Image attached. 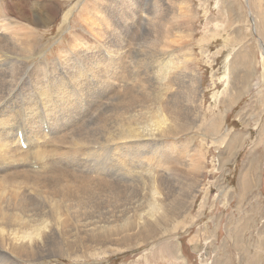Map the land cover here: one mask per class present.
Returning <instances> with one entry per match:
<instances>
[{
  "label": "bare ground",
  "instance_id": "1",
  "mask_svg": "<svg viewBox=\"0 0 264 264\" xmlns=\"http://www.w3.org/2000/svg\"><path fill=\"white\" fill-rule=\"evenodd\" d=\"M78 4L80 19L68 25L75 32L52 60L36 49L43 36L38 29L5 20L11 14L48 27L57 7L0 8V264H37L75 252L76 244H86L76 240L83 234L95 235L88 242L98 246L118 242L121 234H131L125 247L147 242L169 229L168 219L196 191L191 177L187 194L182 186L189 176L182 167L194 163L179 151L170 170L167 145L170 137L182 144L177 139L193 125L201 100L199 77L184 51L191 2ZM35 58L41 60L32 63ZM150 154L155 161L137 158ZM128 164L150 175L133 212L128 204L138 184L125 178Z\"/></svg>",
  "mask_w": 264,
  "mask_h": 264
},
{
  "label": "rangeland",
  "instance_id": "2",
  "mask_svg": "<svg viewBox=\"0 0 264 264\" xmlns=\"http://www.w3.org/2000/svg\"><path fill=\"white\" fill-rule=\"evenodd\" d=\"M189 1L194 16L183 39L184 51L191 56L187 55L189 68L194 67L199 77L201 100L193 125L191 121V128L177 139L182 144L173 145L176 139L171 137L167 138L171 144H166L170 170L180 152L187 164L194 163L182 167L181 171L189 172L182 186L187 194L191 177L197 192L168 219L169 229L147 242L125 247L131 234H121L118 242L98 246L88 242L96 240L95 235L83 234L76 240L86 244H76L75 252L43 257L37 264H264V0ZM26 2L31 8L51 5L58 12L48 27H36L11 14L5 21L17 19V25L11 23L38 29L43 36L36 49L45 51L49 60L55 59L75 32L68 25L78 23V3L83 0H0V8L7 10L16 4L26 8ZM71 8L68 22L63 23ZM100 42L97 48L104 52L107 49ZM19 57L22 55L14 58ZM147 59L151 62L154 58ZM13 62L22 67L19 60ZM24 78L29 79V74ZM186 117L191 120L188 112ZM150 156L137 158L144 159L141 163L155 161V156ZM135 165L125 167L131 174L125 178L138 184L134 203L128 204L131 212L143 202L146 189L142 182L150 177Z\"/></svg>",
  "mask_w": 264,
  "mask_h": 264
}]
</instances>
